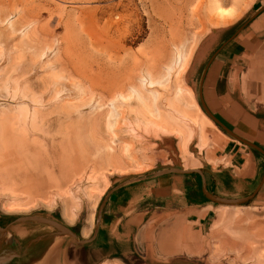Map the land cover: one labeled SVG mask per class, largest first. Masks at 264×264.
<instances>
[{
	"label": "rangeland",
	"instance_id": "374dc122",
	"mask_svg": "<svg viewBox=\"0 0 264 264\" xmlns=\"http://www.w3.org/2000/svg\"><path fill=\"white\" fill-rule=\"evenodd\" d=\"M251 2L0 0V228L41 225L24 235V247L1 231L5 264H46L29 244L37 228L65 240L59 264L100 263L79 231L92 225L113 179L185 166L196 148L209 146L212 127L203 141L194 123L207 117L194 69L207 64L213 31L239 20ZM259 205L261 230L254 233L251 220L242 225L248 232L239 230L232 214L222 230L226 245L210 244L209 255L190 264H264Z\"/></svg>",
	"mask_w": 264,
	"mask_h": 264
},
{
	"label": "crops",
	"instance_id": "0c3cea01",
	"mask_svg": "<svg viewBox=\"0 0 264 264\" xmlns=\"http://www.w3.org/2000/svg\"><path fill=\"white\" fill-rule=\"evenodd\" d=\"M211 38L214 50L207 64L194 69L200 71V106L214 125L207 135L209 146L196 148L185 166L113 179L99 198L93 225L79 231L82 247L94 253L98 264H190L207 257L210 244L226 245L222 230L230 215L237 216L241 231L248 232L247 220L257 222L258 206L264 204V0H252L239 20L216 29ZM193 142L197 147L196 138L188 153ZM252 194L241 206L207 197ZM260 225H253L254 233ZM35 228L19 224L15 230L12 225L0 229L16 238L9 243L20 241L24 247V235ZM41 232L45 230L37 228L38 236L29 244L47 258L46 264H59L65 240Z\"/></svg>",
	"mask_w": 264,
	"mask_h": 264
},
{
	"label": "bare ground",
	"instance_id": "6f19581e",
	"mask_svg": "<svg viewBox=\"0 0 264 264\" xmlns=\"http://www.w3.org/2000/svg\"><path fill=\"white\" fill-rule=\"evenodd\" d=\"M221 13H223V12H221ZM224 15H225V13H224ZM185 68H186V66H185ZM184 68V69H185ZM184 72V71H183ZM193 99V98H192ZM194 100V99H193ZM195 102V101H194ZM193 109H195V111L197 112V113H201V111L199 110V107L195 104L193 107H192ZM199 117V119H198V121L196 120V122H195V120H194V123L197 125V126H199V131H200V133H201V135H202V137H203V141H204V139H205V135H204V133H205V131H206V129H207V127L208 126H214L213 124H212V122H211V120H209L207 117H205V115H203L202 113L198 116ZM214 128V127H213ZM180 144V147H181V142L179 143ZM180 150H181V148H180ZM2 170V169H1ZM89 196H92V194L91 193H89ZM7 208H6V211H15V210H13L12 208H10V207H8V206H6ZM237 208V207H236ZM65 210V209H64ZM63 215H64V218H65V221L67 222V223H69V225L70 224H72L74 221H73V219H71V218H69L66 214H65V211H63ZM91 219V218H90ZM93 225V224H92ZM71 226V225H70ZM59 230V229H58ZM61 231V230H60ZM63 232V231H62ZM0 233H1V230H0ZM3 233V232H2ZM83 234L85 235L86 234V232H83ZM5 250H6V252H8V255H9V253L11 252V244H9V245H7V247L5 248ZM6 257V255H3L2 253H0V264H5V263H7L8 261H9V258L7 259V258H5Z\"/></svg>",
	"mask_w": 264,
	"mask_h": 264
},
{
	"label": "water",
	"instance_id": "95a60500",
	"mask_svg": "<svg viewBox=\"0 0 264 264\" xmlns=\"http://www.w3.org/2000/svg\"><path fill=\"white\" fill-rule=\"evenodd\" d=\"M248 145H250L253 148L257 149L255 146H253L251 144H248ZM207 197L212 202L218 203V204H221V205H225V206H241V205L246 204L247 202H249L254 197V194H252V195H250L248 197H245V198H240V199H223V198L213 197V196H210V195H207ZM35 220L37 222H41V223H44L46 225L52 226V227H54L56 229H59V230L63 231L65 234L73 236V233L70 230H68L66 227H64V226H62V225H60V224H58V223H56L54 221L46 220V219H39V220L35 219Z\"/></svg>",
	"mask_w": 264,
	"mask_h": 264
}]
</instances>
